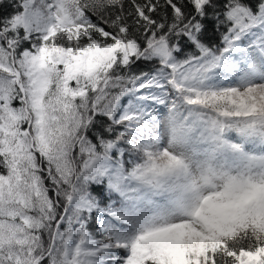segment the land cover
Masks as SVG:
<instances>
[{
    "label": "snow or ice",
    "instance_id": "6c2138e0",
    "mask_svg": "<svg viewBox=\"0 0 264 264\" xmlns=\"http://www.w3.org/2000/svg\"><path fill=\"white\" fill-rule=\"evenodd\" d=\"M0 264H264V0H0Z\"/></svg>",
    "mask_w": 264,
    "mask_h": 264
}]
</instances>
